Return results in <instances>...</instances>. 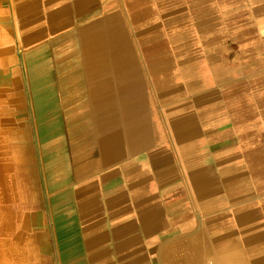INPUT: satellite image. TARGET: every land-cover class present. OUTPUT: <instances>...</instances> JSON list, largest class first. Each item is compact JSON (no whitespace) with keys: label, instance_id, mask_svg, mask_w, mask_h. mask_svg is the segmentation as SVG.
Returning a JSON list of instances; mask_svg holds the SVG:
<instances>
[{"label":"crops","instance_id":"obj_1","mask_svg":"<svg viewBox=\"0 0 264 264\" xmlns=\"http://www.w3.org/2000/svg\"><path fill=\"white\" fill-rule=\"evenodd\" d=\"M0 264H264V0H0Z\"/></svg>","mask_w":264,"mask_h":264},{"label":"rangeland","instance_id":"obj_2","mask_svg":"<svg viewBox=\"0 0 264 264\" xmlns=\"http://www.w3.org/2000/svg\"><path fill=\"white\" fill-rule=\"evenodd\" d=\"M5 182H11V179L7 175L0 174V234L5 233V231H11L16 228V222L14 221V215L11 211L6 210L4 204L5 190L4 184ZM6 239L2 236L0 237V245L5 244Z\"/></svg>","mask_w":264,"mask_h":264},{"label":"built area","instance_id":"obj_3","mask_svg":"<svg viewBox=\"0 0 264 264\" xmlns=\"http://www.w3.org/2000/svg\"><path fill=\"white\" fill-rule=\"evenodd\" d=\"M210 264H215V263H210Z\"/></svg>","mask_w":264,"mask_h":264}]
</instances>
